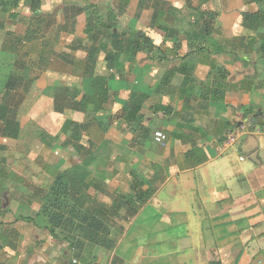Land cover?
Here are the masks:
<instances>
[{
	"label": "crops",
	"instance_id": "obj_1",
	"mask_svg": "<svg viewBox=\"0 0 264 264\" xmlns=\"http://www.w3.org/2000/svg\"><path fill=\"white\" fill-rule=\"evenodd\" d=\"M150 1L129 0L116 10L120 15L134 10L137 20L145 16L144 27H127L147 33L160 47L162 59L141 53L134 63L125 64L123 72L109 70L118 81L122 78L118 75L133 70L129 95L118 100L112 88L114 95L97 119L103 121L108 113L120 114L118 119L113 118L106 132L98 121L83 132L90 147L104 142L108 149L109 145L128 149V156L111 157V173L100 179L96 175L93 181L86 160L53 170L54 183L60 172L76 169L79 187L72 195L80 203L72 201L70 208H77L80 215L73 221H67L66 214L59 225L38 215L42 206L32 215L30 206H13L12 201L0 210V264H210L217 250L223 253L230 244L232 230L225 231L226 217L233 214V223L241 212H258L257 204H263L264 117L260 124L243 118L244 112H264V21L245 23L244 18L257 16L259 8L248 0ZM67 97L65 109L55 106L65 118L59 128L66 138L59 144L82 151L83 138L73 140L68 121L82 122L84 115L69 108ZM71 110L82 119L66 117ZM18 123L19 135L11 137L3 133L0 122V149L5 142L20 139L23 124ZM243 124L250 126L225 147ZM158 131L167 136L165 144L153 139ZM120 166L128 169L127 187L118 180ZM9 173L0 171V179L8 181ZM146 192L150 195L142 200ZM87 211L110 214L106 221L97 217L96 224L104 223L113 244L107 241L105 247L90 241L81 216ZM12 212L15 220L10 219ZM21 217L35 218V223ZM15 221L43 233L31 228L26 232L18 228L20 222L14 226ZM49 225L57 229L56 237ZM220 261L226 264L224 256Z\"/></svg>",
	"mask_w": 264,
	"mask_h": 264
},
{
	"label": "rangeland",
	"instance_id": "obj_2",
	"mask_svg": "<svg viewBox=\"0 0 264 264\" xmlns=\"http://www.w3.org/2000/svg\"><path fill=\"white\" fill-rule=\"evenodd\" d=\"M71 2L81 8L85 7L86 10L77 18L75 27L63 22L67 3L62 0H25L15 11L20 14L17 20L0 13V103L9 107L11 116L23 124L20 139L5 142L0 149V171L10 172L8 181L4 182L5 179H0V186L2 185L5 190L0 194L1 211L9 200L12 201L13 206L18 203L30 206L28 213L34 215L43 205L41 196L48 194L54 184V169L62 170L66 166H75L86 160L88 170L92 172L89 181H93L96 175L100 179L105 172L111 173L112 168L109 164L111 157L117 155L127 157L129 154L126 148L113 149L109 145L108 149L104 142L101 143V147H90L85 133L83 138L85 149L82 151L68 143L59 144L66 138L62 128H59L62 127L65 118L63 112L55 111V106L65 109L63 100L68 94L78 93L76 99L78 101L83 93L89 95L93 93L91 81L86 78V61L82 59L85 51L81 46L87 37V12H92L107 26H112L115 22L105 18L108 8L122 10L129 0H71ZM248 3L255 4L254 8H259L253 0H248ZM33 7L44 17V25L37 26L43 28L42 33L40 32L37 40H23L28 29V20L33 17ZM134 15V10H127L126 14L119 15L116 30H126L128 25L134 28L137 24L144 27L145 16L137 20ZM101 33L102 36L106 35L105 30ZM64 51L69 52L68 57L71 62L66 63L60 58ZM41 52H44V55H41ZM110 59V55L101 53L96 75L103 72L105 76H111L112 72L107 68ZM133 73L130 68L128 74L118 75L122 77L119 81L111 77L110 84L116 89L118 100L129 95L133 85ZM91 110L92 105L89 104L84 112ZM67 113L66 117L70 119L74 117L78 120L82 119L72 110ZM88 115L87 113L86 120H90ZM119 115L112 118H117ZM31 116H34V119ZM108 116H111L110 113ZM82 122L85 123V116ZM54 125L56 128H49ZM41 138L47 144H44ZM118 172V180L127 187L128 169L120 166ZM4 194H7L6 198ZM257 209L258 212L246 210L237 214L238 217L233 223V214L226 217L229 221L225 231L232 230L229 236L230 244L225 246L223 253L219 252V249L216 252L220 260L223 256L226 258V264H264V198L262 205L257 204ZM11 214L10 219L15 220L13 212ZM116 218L123 220L119 216ZM18 222H20L18 228L23 227L26 232L30 231L28 228L32 230L35 228L23 221ZM18 222L15 221L13 225ZM254 224L259 226L251 228ZM117 225L118 223L116 227ZM33 232L43 233L39 229ZM105 263L108 264V261Z\"/></svg>",
	"mask_w": 264,
	"mask_h": 264
},
{
	"label": "trees",
	"instance_id": "obj_3",
	"mask_svg": "<svg viewBox=\"0 0 264 264\" xmlns=\"http://www.w3.org/2000/svg\"><path fill=\"white\" fill-rule=\"evenodd\" d=\"M25 0H0V13L7 15L10 19L17 20L20 17V14L15 12L21 3ZM66 1L65 4L66 14L64 15L63 22L66 25H73L75 27L77 18L85 13V7H79L71 0H62ZM258 6L259 11L257 16L254 14H245V23L251 21L252 24H255L259 19L261 22L264 21V0H253ZM87 26H86V34L87 37L83 40L81 46L85 51L84 60L86 61V69L85 74L86 78L90 79L91 87L93 89L92 94L83 93L80 100L76 101L79 96L78 93L68 94L70 97L69 100V108L77 111L78 113H82L85 116V123L76 122V121H68V124L71 125L73 140L80 141L83 138V132L87 129L85 126H88L90 123H96L104 129L106 132L113 118L110 116L105 118L103 121L97 119V113L104 110L107 105H109L113 89L110 84V79L112 76H103L96 75L95 71L97 68V64L99 61V57L101 53H105L111 56L107 64L108 70H116L117 72H123L125 69L126 63H134L139 54L143 53L147 55V57L151 60H160L162 59L161 50L158 45L155 44L152 38H150L147 33L140 30H135L132 28H128L126 30L117 31L118 28V17L120 13L114 8H108L106 19L115 22L112 26H107L102 22L100 17H97L92 12H87ZM100 20V21H99ZM27 32L23 40L34 41L40 37V32L43 28L37 26H43L45 23L44 17L40 14V12L33 7V17L28 20ZM37 27V28H36ZM106 31V35L102 36V31ZM119 30V29H118ZM42 33V32H41ZM44 55V52H41V55ZM61 59L63 61H68L69 58L65 54L61 55ZM71 61V60H70ZM66 101H68V98ZM89 104L92 105V110L90 112H84L86 108L89 107ZM140 109V108H139ZM127 108L124 109L126 112ZM10 108L6 105L0 103V122L4 125V131L7 136L14 137L19 135V123L17 122L15 117L11 116ZM87 113L90 116V120L87 119ZM258 112H244L243 118L250 119L255 117ZM123 116V114H122ZM264 116L256 117V124H260V118ZM66 129V128H65ZM69 129V128H67ZM153 139H155V133L153 134ZM44 140V139H43ZM156 141V140H155ZM81 151L82 148L79 149ZM76 172V169H73L69 172H60L56 178V181L50 188V192L43 196V205L40 211V214L46 215L49 221L59 222V225L64 221L65 215H68L69 220H74L80 215V211L77 208L71 209V202L74 201L75 205H78L79 198L74 197L72 194L75 189H78V181L75 180V176L73 175ZM142 194V200H145L149 197L150 193ZM5 212L8 209L4 210ZM110 215L108 213H95L94 211H87L86 213L81 214V216H85V221L88 224L87 233L88 238L91 242L106 247V242L108 241L110 244H113V239H108L109 234L108 230L104 229L101 225L104 223L96 224V219L100 216L101 220L106 221V217ZM21 219L28 223H35V218L32 217H21ZM71 221V222H72ZM96 224V225H95ZM78 229V228H76ZM48 230L56 237L57 229L50 226ZM78 231V230H77ZM106 231V232H105ZM120 231V230H119ZM123 231V229H122ZM121 232V231H120ZM108 235V236H107ZM110 244L108 246H110ZM107 246V247H108ZM112 246V245H111ZM210 264H223L220 259L216 256H213L210 260Z\"/></svg>",
	"mask_w": 264,
	"mask_h": 264
},
{
	"label": "built area",
	"instance_id": "obj_4",
	"mask_svg": "<svg viewBox=\"0 0 264 264\" xmlns=\"http://www.w3.org/2000/svg\"><path fill=\"white\" fill-rule=\"evenodd\" d=\"M247 125L250 126L249 124H243L236 132L232 133L229 139L225 142V147L233 145L237 141L238 136L243 134V131L246 130ZM155 140L160 144H164L167 140V136L163 132L158 131L155 133Z\"/></svg>",
	"mask_w": 264,
	"mask_h": 264
},
{
	"label": "water",
	"instance_id": "obj_5",
	"mask_svg": "<svg viewBox=\"0 0 264 264\" xmlns=\"http://www.w3.org/2000/svg\"><path fill=\"white\" fill-rule=\"evenodd\" d=\"M257 116H264V112L263 111H259L258 112V114L255 116V117H253V118H251L250 119V122H252L253 124H256V117ZM8 202L6 203V204H4V207L6 208L8 205H9V200H7Z\"/></svg>",
	"mask_w": 264,
	"mask_h": 264
}]
</instances>
